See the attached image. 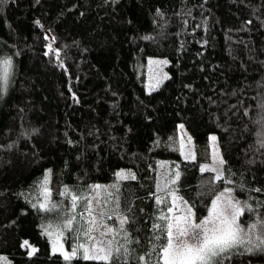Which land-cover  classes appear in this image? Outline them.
<instances>
[{"label": "trees", "instance_id": "16d2710c", "mask_svg": "<svg viewBox=\"0 0 264 264\" xmlns=\"http://www.w3.org/2000/svg\"><path fill=\"white\" fill-rule=\"evenodd\" d=\"M147 56L168 59L153 91L144 86ZM5 58L12 70L6 87L0 81V259L102 264L51 253L44 229L52 208L40 206L39 190L57 173L83 197L120 168L136 177L117 188V212L136 241L125 259L152 254L150 230L166 231L153 195L160 159L177 161V192L198 216L215 197V175L175 152L178 124L199 146L216 135L223 183L212 186H233V196L264 215V0H0ZM117 243L125 244L123 233ZM248 260L264 264V250L225 263Z\"/></svg>", "mask_w": 264, "mask_h": 264}, {"label": "snow or ice", "instance_id": "6c2138e0", "mask_svg": "<svg viewBox=\"0 0 264 264\" xmlns=\"http://www.w3.org/2000/svg\"><path fill=\"white\" fill-rule=\"evenodd\" d=\"M11 70V58L0 61V81L5 87L9 82ZM260 109L264 110V98L260 100ZM257 125L260 127L258 144L260 147H264V112L260 115ZM200 169L205 173H216L214 177L209 176L208 179L209 194L215 196L211 200V207L206 205L200 210L201 213L206 212L202 218L191 208L188 210L189 215L173 217L171 223H166V234L164 228L160 229L159 234L152 233L150 230V235L146 237V240L149 241L148 247L153 249V253L147 254V256L133 257L136 264H140V261L145 259L148 264H160V262L162 264H225V261H230L234 254L240 252V246H243L247 251H251L253 248L264 250V215L258 214L257 209L253 208L248 201L241 202L237 197L231 195L236 190L233 186H225L222 191L219 190V185L213 187V180L223 183L216 168L202 165ZM179 175V172L175 173L177 179H179ZM135 178L134 175L131 176V179ZM233 184L234 181H228V185ZM90 187L101 188L100 185ZM239 190L244 191L243 186H240ZM256 191L262 190L257 189ZM217 192H219L218 195ZM153 195L156 202L162 203L159 196H156L155 193ZM71 199L73 201L71 207L75 208L78 197L72 196ZM82 199V208L88 211L91 216V199L88 197ZM173 210V207L167 208L168 213H172ZM83 214L82 211L80 216L83 217ZM56 216L59 218V213H56ZM245 216L251 217V219H243ZM74 219V216L65 217L62 227L64 229L72 228ZM162 219L167 221L168 218L163 217ZM242 219L243 223H241ZM126 223H128V217L125 215L119 220L118 229L114 230L112 227L103 226V230L100 232L102 237L109 233L122 232L125 237L124 245L114 240L96 241L97 245L103 243L105 246L98 247L94 253L84 248L83 245H79L77 249H72V256H65V259L76 257L78 250L83 249L79 258L84 261H100L102 264H129L125 258L129 257L135 248H129L126 245H135L136 241L129 236L124 227ZM86 225H77V227L84 232L85 238L93 239L89 234L95 227V221H87ZM152 228H160V225L154 224ZM157 240L161 245L159 249L155 248ZM114 244L115 247H113ZM153 254L156 257L155 261L152 259Z\"/></svg>", "mask_w": 264, "mask_h": 264}, {"label": "rangeland", "instance_id": "374dc122", "mask_svg": "<svg viewBox=\"0 0 264 264\" xmlns=\"http://www.w3.org/2000/svg\"><path fill=\"white\" fill-rule=\"evenodd\" d=\"M49 45L51 46V42ZM167 64L168 59L165 57H146L143 66V74L144 86L147 91L157 89L167 78ZM174 146L175 152L181 159H199L200 166L208 165L209 168H216L217 172L222 176L223 160L215 134H210L207 143L203 146H199L194 143L185 127L182 124H178L176 127ZM176 162V160L168 159H160L158 161V174L156 180L157 196H159L162 201V203H158L159 210H161L160 215L168 218L167 221H165V228L166 223H171L173 217L189 215L188 210L191 208L186 200H184L177 192V178L175 173L178 172V165ZM213 174L216 175V173ZM132 175H134V173L130 169L120 168L114 171L109 181L91 183L90 186L100 185L101 188L94 189L89 186V191L83 196L91 199L92 212L90 216L88 211L84 210L82 206H78L83 203H81L83 197L74 194L66 187H62L57 173L53 175L52 179L51 175L47 174L42 185H40L38 202L40 206L44 205V207L48 206L49 208H52L50 211L53 216V223L47 224L44 229L45 235L49 241L51 253H58L63 257H71L72 249H77L79 245H83L84 248H87L90 252L94 253L98 250V247L105 246L103 243L97 245L96 241L106 242L107 240H114L117 242L122 232L118 234L109 233L103 237L100 235V232L103 230V226L112 227L114 230L118 229L119 220L122 218L117 212L118 184L121 180L130 179ZM218 194L219 192L217 195ZM72 196L78 197L75 202V208L71 207L73 203L71 199ZM168 207H173L174 210L172 213L167 212ZM208 207H211V203ZM56 210L60 211L62 215L63 219H61V221H59L60 217L57 218L56 216ZM82 211L84 213L83 217L80 216ZM204 214H206V212ZM73 216L75 217L73 227L64 229L62 227L64 218H71ZM200 217L202 218V215ZM243 219L247 218L244 217ZM243 219L241 220V223H243ZM91 220L95 221V227H93V230L89 234L93 239H88L85 238L84 232L78 228L77 225L87 226L86 222ZM74 229L75 231H73ZM24 242L23 245L27 247V251L33 253L32 250L35 249V247L29 245V243L25 244ZM113 247H115V244ZM254 249L255 248L252 250ZM82 251L83 249H79L76 257L80 256ZM248 252L250 251H247L243 246H240L239 253L245 254ZM1 257L3 260L0 259V264H10L6 257ZM238 257L241 258L240 256ZM5 260L7 262H5ZM153 261H155V259H153ZM250 261L251 260H248L247 264L250 263ZM140 264H148V261L146 259L142 260ZM160 264H162V262H160Z\"/></svg>", "mask_w": 264, "mask_h": 264}]
</instances>
